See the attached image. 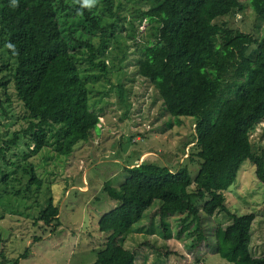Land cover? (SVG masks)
Instances as JSON below:
<instances>
[{
  "label": "trees",
  "instance_id": "1",
  "mask_svg": "<svg viewBox=\"0 0 264 264\" xmlns=\"http://www.w3.org/2000/svg\"><path fill=\"white\" fill-rule=\"evenodd\" d=\"M145 1L152 6L137 18L149 22L154 38L142 47L138 73L152 82L171 117L194 121L197 158L190 160L198 162V170L192 176L187 163L172 170L155 162L134 164L140 157L132 158L123 183L103 184L102 191L118 205L98 221L107 238L91 264H136L137 251L122 241L156 201L167 236L169 216L182 214V221L200 224L193 247L205 242L225 264H264V255L253 256L251 251L256 214L233 212L225 193L246 161L255 165L264 182V147L255 149L251 140L256 124L264 119V33L218 21L243 13L240 0ZM116 3L0 0L1 115L13 118L8 106L12 93L25 111L10 122L13 130L10 127L0 141V203L10 211L27 213V207L16 201L30 210L29 198L35 197L39 208L27 215L52 231L62 224L61 207L50 185L56 172L45 169L49 176L43 177L33 157L45 153L42 164L47 166L49 159L70 156L100 131L101 116L92 110L89 82L109 74L107 55L118 34L127 29L126 22L135 34L138 31L135 19L120 12L122 2ZM250 5L258 18H264V0H250ZM118 89L121 102L130 109L125 84L120 82ZM40 192L45 201L38 198ZM72 193L76 199L79 190L69 189L67 195ZM218 212L232 222L218 225L213 238L201 220ZM29 252L26 249L13 264H21Z\"/></svg>",
  "mask_w": 264,
  "mask_h": 264
},
{
  "label": "rangeland",
  "instance_id": "2",
  "mask_svg": "<svg viewBox=\"0 0 264 264\" xmlns=\"http://www.w3.org/2000/svg\"><path fill=\"white\" fill-rule=\"evenodd\" d=\"M87 1L90 4L98 2ZM117 1L122 2L120 12L129 19H135L138 31L135 34L133 25L126 22L127 29L118 34V40L107 55L109 74L89 82L92 110L101 116L100 131H96L90 141L77 145L70 156L56 157L53 161L49 159L46 167L42 164L45 153L33 157L43 177L49 176L45 174V169L56 172L55 176H51L54 182L50 185L54 200L61 207L62 224L54 231L42 223L35 224L31 217L33 215H27L33 209L36 210L35 207L39 208L33 196L29 198L33 205L30 210L27 204L16 201V205L27 207V213L18 208L17 212L10 211V206L0 203V264H13L14 259L26 249H30V252L28 257L21 258V264L93 263L97 256L96 250L105 245L107 238V234L99 230L98 221L103 214L118 205L117 200L102 191L103 184L110 183L117 187L123 183L128 177L125 166L132 163L129 162L132 158L140 157L133 161L134 164L141 161L155 162L167 165L172 170H176L178 164L183 162L190 166L192 176L197 173L198 162L190 160L192 156L197 158L194 121L190 117H182L183 120L179 122L177 118L171 117L152 82L143 79L138 73L142 47L154 37L149 30V22L137 18V14L151 7L152 2L115 0V4ZM240 1L245 5L243 13L224 16L218 21H226L233 28L256 29L264 33V18L255 15L250 0ZM0 52L3 53L2 48ZM3 75L0 71V78ZM120 82L129 91L130 109L121 102L118 89ZM8 106L13 118L2 116L0 109V141L7 136L10 122L25 113L14 93ZM251 140L255 149L264 147V119L256 124ZM255 171V165L246 161L237 181L225 193L227 205L233 212L256 214L251 251L253 256L260 257L264 255V182L260 181ZM69 189L79 190L76 199L74 193L67 195ZM46 194L50 195L48 198L51 197L48 190ZM38 198L45 201L42 192ZM159 204L156 201L122 241L126 248L137 251L136 264L226 263L220 255L212 253L205 242L193 247L200 228L197 221L192 223L188 219L184 222V215H170L171 234H164L156 213ZM203 204L197 202L199 207ZM3 214L5 216L1 218ZM231 222L224 212L201 220L213 238L212 234L218 225L227 226ZM35 236L42 239L35 242Z\"/></svg>",
  "mask_w": 264,
  "mask_h": 264
},
{
  "label": "clouds",
  "instance_id": "3",
  "mask_svg": "<svg viewBox=\"0 0 264 264\" xmlns=\"http://www.w3.org/2000/svg\"><path fill=\"white\" fill-rule=\"evenodd\" d=\"M143 160V159H142ZM142 162V161H141Z\"/></svg>",
  "mask_w": 264,
  "mask_h": 264
}]
</instances>
